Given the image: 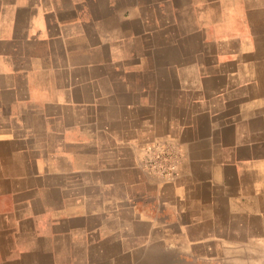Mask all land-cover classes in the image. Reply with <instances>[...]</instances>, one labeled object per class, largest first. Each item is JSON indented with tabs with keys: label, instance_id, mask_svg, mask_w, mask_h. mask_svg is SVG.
Returning <instances> with one entry per match:
<instances>
[{
	"label": "rangeland",
	"instance_id": "1",
	"mask_svg": "<svg viewBox=\"0 0 264 264\" xmlns=\"http://www.w3.org/2000/svg\"><path fill=\"white\" fill-rule=\"evenodd\" d=\"M88 1L45 62L88 80L87 176L76 163L0 214V264H264V0ZM144 104L152 128L131 142ZM185 172L215 201L252 192L234 243L181 246L148 219L171 215L157 192Z\"/></svg>",
	"mask_w": 264,
	"mask_h": 264
},
{
	"label": "crops",
	"instance_id": "2",
	"mask_svg": "<svg viewBox=\"0 0 264 264\" xmlns=\"http://www.w3.org/2000/svg\"><path fill=\"white\" fill-rule=\"evenodd\" d=\"M88 4V0H0V214L15 212L16 198L39 189V182L70 180L76 163L82 178L87 176L86 109L93 102L87 100L88 80H53V68L45 62L52 60L58 37L71 35L72 30L78 34ZM94 95L95 100L102 93ZM137 111L142 112H133L134 125L128 129L131 142L142 141L138 135L149 132L153 124L148 120L154 116L151 104ZM101 141L96 138L95 148H102ZM98 156L103 159L102 153ZM125 160L130 163L129 156ZM181 176L180 184L157 192L159 211L171 215L148 218L154 227L173 228L181 246L234 243L237 236L231 232L240 228L236 221L243 219L246 208L251 209L245 197L252 192L243 186L215 201L213 190L195 174ZM165 195L170 196L169 203L162 198ZM166 237L163 233L159 238Z\"/></svg>",
	"mask_w": 264,
	"mask_h": 264
}]
</instances>
